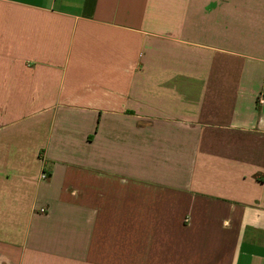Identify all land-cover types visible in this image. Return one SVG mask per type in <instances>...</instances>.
I'll use <instances>...</instances> for the list:
<instances>
[{"label": "crops", "instance_id": "obj_1", "mask_svg": "<svg viewBox=\"0 0 264 264\" xmlns=\"http://www.w3.org/2000/svg\"><path fill=\"white\" fill-rule=\"evenodd\" d=\"M264 0H0V264H264Z\"/></svg>", "mask_w": 264, "mask_h": 264}, {"label": "built area", "instance_id": "obj_2", "mask_svg": "<svg viewBox=\"0 0 264 264\" xmlns=\"http://www.w3.org/2000/svg\"><path fill=\"white\" fill-rule=\"evenodd\" d=\"M258 103H259V104H264V95H260V96L258 97Z\"/></svg>", "mask_w": 264, "mask_h": 264}]
</instances>
